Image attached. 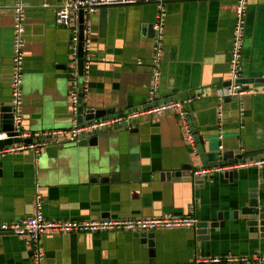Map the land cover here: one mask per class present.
<instances>
[{"label": "crops", "instance_id": "0c3cea01", "mask_svg": "<svg viewBox=\"0 0 264 264\" xmlns=\"http://www.w3.org/2000/svg\"><path fill=\"white\" fill-rule=\"evenodd\" d=\"M12 1L0 0V103L10 99ZM155 1L109 6L104 12L100 8L92 15V59L87 81L78 79L85 84L82 103L87 108L112 107L113 115H119L147 107ZM163 1L167 20L159 99L193 97L187 110L197 153L188 147L175 115L166 112L143 116L126 128L102 129L96 146L63 141L42 145L37 152L27 149L5 154L0 156V222L28 216L38 187L47 219L186 215L192 211L197 222H216L217 226L207 230V237L195 228L155 230L152 257L136 232L44 233L43 264H193L197 257L264 254V244L232 216L254 184L259 167L238 168L233 180L222 171L198 177V181L161 177L186 164H191L190 173L209 168L203 146L219 149L216 93L229 79L234 25L232 0ZM58 2L27 0L22 116L24 131L31 134L66 129L72 123L66 67L69 32L55 22L53 7ZM101 13H106L104 35L99 33ZM137 59L142 62L138 64ZM241 65L242 78H264V0H248ZM247 86L262 89L264 82ZM238 106L235 99H225L222 151L230 152L231 159H237L236 150L242 160L255 159L264 146V93L241 98L242 116ZM101 171L116 174V180H92ZM0 264H31V246L25 236L0 235Z\"/></svg>", "mask_w": 264, "mask_h": 264}, {"label": "built area", "instance_id": "2783aa9c", "mask_svg": "<svg viewBox=\"0 0 264 264\" xmlns=\"http://www.w3.org/2000/svg\"><path fill=\"white\" fill-rule=\"evenodd\" d=\"M150 0H59L54 5L53 12L57 25L66 28L69 32V90H68V111L72 118L70 127L66 129L49 130L41 133H29L21 130L22 106V78L24 73V46H25V15L28 7L27 0H13L10 6L12 14V37H11V67L9 73V105L13 115L14 131L21 137L40 138L44 141L36 143H15L0 149V156L10 153H18L23 150L33 149L39 151V147L46 145L45 140L50 139L51 143L63 141L77 142L79 135H87L118 126L126 128L122 124L129 123L131 119L143 116H160L166 112L173 113L182 128L183 135L188 147L194 154L197 153L196 137L189 126L187 104L193 97L185 99H159V85L161 78V65L163 62L164 34L167 20L166 4L163 0H156L155 15L153 21L154 35L152 37V50L149 63V85L147 90L148 105L142 110H135L119 115H108L103 118L91 120L85 125L77 122V108L79 105V94L85 89V84L79 83L82 78L83 83L87 81L86 73L90 67L92 59V15L100 8L109 6H128L137 3L149 2ZM234 3V25L232 29V41L229 50V85L218 90L216 93L217 105L215 107L216 116V136L220 141L219 150L223 149L224 129L222 118L224 114V102L226 98L238 101V114L243 115L241 98L250 93H264V88H249L242 82V47L246 26V13L248 0H232ZM47 7L48 3L42 4ZM79 11L84 13L83 46H82V73L79 74L77 44H78V18ZM141 59H137L140 64ZM84 96L82 95V99ZM7 138L5 133H0V139ZM247 166H264V158L239 161L235 164H228L221 167H199L191 171L192 176L205 177L216 171H227ZM32 211L23 219L0 222V231L8 232L17 236H25L31 246V264H43L44 250L42 249L41 237L44 233H100V232H140L155 231L165 229L195 228L197 219L190 213L186 215H173L163 213L148 217H108L90 218L82 220H52L47 219L42 211V197L39 188L36 187L32 200ZM193 264H264V254L254 253L252 255H218L208 257H197Z\"/></svg>", "mask_w": 264, "mask_h": 264}, {"label": "water", "instance_id": "95a60500", "mask_svg": "<svg viewBox=\"0 0 264 264\" xmlns=\"http://www.w3.org/2000/svg\"><path fill=\"white\" fill-rule=\"evenodd\" d=\"M100 10L106 11V7L101 8ZM101 13L100 21H99V33L101 35H104V31L106 28V13ZM84 13L82 11H79V18H78V44H77V57H78V69L79 74L82 73V46H83V29H84ZM153 26V23L151 24V27ZM153 29V27H152ZM154 35V30H153ZM68 67V65H66ZM242 82L248 84L250 82H264V78H257V79H241ZM229 85V81H226L222 83L220 86H227ZM82 93L80 92L79 96V105L77 108V122L80 125H85L89 123L91 120L103 118L108 115H111L114 113V108H107V109H90L83 105L82 101ZM226 100H230L229 98H226ZM70 115V113H69ZM71 116V115H70ZM139 120H142V118H135L131 119L129 123L124 122L122 125L125 127H128L130 124H133L134 122H139ZM27 127L23 125V120L21 122V130H26ZM107 130V129H104ZM131 131V130H130ZM136 131V130H133ZM102 130L93 132L89 135L82 133L79 135V141H77L78 146H86L87 144L92 146H96L98 143L99 135L102 133ZM0 133H5L7 138L0 139V149H3L5 146L15 143H36L39 144L43 142V139L40 138H33V137H21L18 136V132L14 131V121H13V115L11 112V108L8 103H0ZM199 140H201L200 137H198ZM47 144L51 143L50 139L45 140ZM201 145L203 142H200ZM204 151H202V155L205 158L204 160L208 162L209 167H221L228 164H235L239 161H243L244 159L242 157V154L239 153V150H236V156L237 159H231L230 152L222 151V150H209V146H203ZM262 154L255 158V159H262L264 158V146L261 148ZM251 160V159H246ZM191 168V164H186L185 166H182L180 170L174 171V172H165L164 174H161V177H164L166 179H185L190 180L193 179L195 181H198V177L192 176L188 170ZM101 169H103L101 167ZM238 170H227L223 171V174L226 178L229 180H233L237 178ZM256 180L252 186L248 188L247 195L245 199H242L239 202V205L235 210L232 211L233 219L241 220L244 222V225L246 229L251 233V236L253 238H256L261 241L264 244V166H261L257 170ZM117 176L116 174H111L105 171L98 172L97 174H94L92 177V180L94 181H100V182H106L108 180L113 181L116 180ZM256 183V184H255ZM198 187H201L202 185H197ZM224 217H227V213L224 212ZM216 222H207V221H199L195 225L196 232L198 234H205V237H207L206 233L207 230L211 227H216ZM3 233H8L4 231H0V235ZM137 236L140 238V242L143 244H146L149 247V255L152 257L154 255L155 251V235L153 231L146 232V231H140L136 232ZM207 239V238H205Z\"/></svg>", "mask_w": 264, "mask_h": 264}]
</instances>
